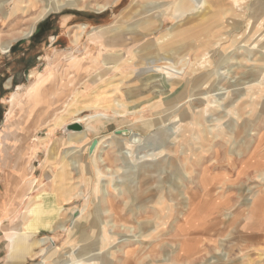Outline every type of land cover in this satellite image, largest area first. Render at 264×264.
Wrapping results in <instances>:
<instances>
[{
	"label": "rangeland",
	"instance_id": "rangeland-1",
	"mask_svg": "<svg viewBox=\"0 0 264 264\" xmlns=\"http://www.w3.org/2000/svg\"><path fill=\"white\" fill-rule=\"evenodd\" d=\"M48 1L50 0H35L34 3H29L28 0H23V4L16 10V0L7 4L5 0H0V83H4L7 77L13 76L17 81L22 78L25 84L24 88H19L16 92L12 88L4 92L3 96L0 87L1 99L5 101V97L9 95L23 93L34 81L36 72L29 73L33 78L27 79L29 82L25 83L21 69L26 68L37 52L45 55V64L49 65L46 68L51 77L40 88L42 99L34 100L32 106H29L31 103H20L13 109L17 108V115L27 118L25 121L31 126L29 125L28 129L22 127L23 131H30L28 137L22 136L27 148V163L21 167L19 176L14 168L13 181L7 184L9 189L6 192L5 205L8 210L0 217V264L8 262L7 256L10 252L8 228L20 226L30 197L42 191L47 197L40 199V207L43 211L33 220L37 234L30 235L25 243L29 254L25 249L21 254L14 253L11 258L14 261L11 264H40L42 257L38 252L51 246L58 250V254L50 259V264H71L66 262L69 259L65 255L73 248L77 254V249L81 246L94 243L100 227L104 228L105 234L111 239L103 252L112 249L114 264H122L119 258L124 260L121 249L125 241H129L130 250H135L131 256V264H264V93L257 95L254 102L242 96L237 111L232 105L229 111L223 110L232 100L238 103V97L244 94L245 87L242 83L246 80V72L252 70L253 64L242 60L241 66L236 69V60L231 51L221 53L219 50L213 53L209 62L199 61L204 52L212 49L217 35H222L220 38L225 39V45H230V41L234 38L236 16L234 17V14L223 16V11L233 9L237 15H245L248 14L245 9L242 6L239 7L240 9L232 6L229 0H207L210 6L199 14L190 15L179 20L178 23L169 19L164 22L160 30H149V27L146 31L153 32L142 38L140 32L148 33L142 29L146 23L144 21L155 15L154 11L147 12L152 0H82L81 9L84 10L66 6L39 19L38 16L43 12ZM156 1L161 5L166 2ZM259 1L264 4V0ZM253 3L254 1L251 0L247 4L248 8ZM97 5L105 6V10L97 11ZM256 7L258 13L261 12V16H264V5L261 9ZM122 13L125 14L120 17ZM62 19H65L67 24L63 28L59 25ZM43 20H48V24L45 25L46 32L57 28L58 35L65 33L63 40L54 43L55 50L52 55H48L49 51L43 49L44 39L41 38L46 32L42 33L33 45L28 44L33 32L39 29ZM81 23H86L87 28L77 45H74L71 41L75 26ZM244 25L245 21L240 25L241 32L245 29ZM32 26L30 34L22 37L21 33L27 32ZM94 26L107 27L101 33L102 38L95 39L96 41L92 40L91 34H88L90 28ZM162 35L170 36L166 38V43L171 44L170 46L159 51L144 50L147 44H151ZM263 41L264 36L259 43ZM162 43L165 42L161 41L157 47H161ZM196 43L200 47L198 51L193 52ZM2 44H9L6 52L2 51ZM19 45L21 47H18ZM30 46L34 51L25 53L21 66L15 65L21 59L20 50L30 51ZM169 49L174 50L171 57L177 62L178 73L181 74L184 67L186 68L184 73L187 72L188 77L186 80H174L171 84L161 83L163 92L158 93L155 87L158 84L155 81H147L146 75H137L145 72L143 62L146 59H157L165 55ZM114 50H124L122 51L124 60L116 65L110 54L105 53ZM136 51L141 52L136 54ZM193 53L197 61L203 63L202 67H205L194 65L196 71L191 74L187 71L184 61L189 57L193 59ZM137 55H141L143 60ZM71 56L78 59L77 68H68L70 64L68 58ZM93 60L98 61V64H93ZM103 60L106 65L102 64ZM191 62L193 63V60ZM164 65L166 64L163 62L157 64L160 67ZM255 70L249 74L257 75L260 70ZM227 71L231 73L232 81H241L237 85L240 90H234L237 89L236 86H234L236 88L231 87L225 79L223 80ZM41 75H45V72ZM260 76L263 81L264 76L262 74ZM203 83L204 87L199 88ZM220 88L225 94L222 97L215 96L214 94L223 92ZM219 97L221 99L218 100ZM114 99L124 103L123 107L127 108L123 115L113 114L111 106ZM4 106L0 104V112L3 111ZM86 106L90 108L85 109ZM105 108L108 110H104ZM188 108L194 113H191L190 117L187 113L188 118H185ZM76 111L80 112L75 116ZM96 112H104L111 120L91 123V131L95 133L85 131L77 136L62 133L63 124ZM171 112H173L171 122L166 121V125L162 126L165 116ZM175 117L179 119L173 124ZM183 118H185L184 122ZM86 123V121L81 122L83 130ZM128 127L139 134L140 144L137 148L131 149L132 156L126 162L118 159L115 148L105 150L106 157L104 154L102 156L103 164L98 163V156L94 158L88 156L87 146L93 140L96 139L102 144L101 149L103 143L111 139L114 131L129 129ZM170 127L171 131L168 130ZM204 134H207L206 138ZM194 136L198 139L192 141ZM35 137H39V142L33 145L30 141ZM38 149L40 153L33 166L30 159L35 157ZM141 153L144 155L142 156ZM72 159L76 160L75 164L72 163ZM29 168H32L31 173ZM106 169L109 171L107 172ZM10 172L12 174L13 169ZM58 173L63 176L62 186L51 178ZM203 174L207 183L206 189L199 183ZM29 179H35L36 182L30 197L24 198L26 187L23 183ZM217 186H221L222 190L211 193ZM186 189H191L195 194L194 210L190 212L192 214L184 213L177 224L172 223L174 206L179 197L173 201H170V197H173L178 190L184 192ZM250 189L251 192L258 191L259 194L249 210L246 208L245 200ZM208 191L210 195L206 196L205 192ZM104 194L108 195L104 196ZM158 197L166 198V204L171 205L167 213L165 211L155 213ZM66 198L69 201L65 202ZM113 206L116 210L124 208L122 219L127 221L126 227L119 223L114 224L113 213L110 211ZM106 209L109 212H105ZM73 211L77 212L75 222L67 221L63 231L49 232V226L55 224L59 217H67ZM188 215L192 222L188 221L187 224L185 218ZM130 226L133 228L129 230L127 227ZM134 228L137 230L136 233ZM141 229L146 234L151 231L154 234L152 241H145L148 247L146 257L140 251V244L135 242L140 239ZM178 236L182 237V241H192L187 254L178 251L177 244L173 243ZM43 237L50 238L47 244L44 246L33 244L36 239ZM132 243L135 244L134 247ZM151 249H155V252L149 253ZM226 253L227 257L222 258ZM166 255L169 256L167 259Z\"/></svg>",
	"mask_w": 264,
	"mask_h": 264
},
{
	"label": "bare ground",
	"instance_id": "bare-ground-1",
	"mask_svg": "<svg viewBox=\"0 0 264 264\" xmlns=\"http://www.w3.org/2000/svg\"><path fill=\"white\" fill-rule=\"evenodd\" d=\"M6 1V4L8 2H13L15 0H5ZM35 2V0H28L29 3H32V2ZM82 0H50L48 1V3H46L45 7H44V10L43 12L38 16V18H42L44 17L45 15H47L48 13L50 12H53V11H58L60 9H62L63 7H75L77 9H81V2ZM95 1V0H94ZM166 2L161 3L159 1H156V0H152L151 2V6L149 9H147V12L150 13V12H155V15L153 17H151V19H148V20H145L144 22H146L142 29L143 31H146L147 28L150 27L149 30H152V29H156V30H160L164 24V22H166L167 20H171L173 21L174 23H178L179 20L183 19V18H186L190 15H197L199 14L200 12H202V10L204 8H206L207 6H210V4L207 3V0H164ZM231 3H232V6H236L238 7V9H240L239 7L242 6L245 11L248 13V14H236L233 9H227L226 11H223V14L221 12V14L224 16V15H227V14H234V17L236 16L235 19H237L236 21V26H235V34H234V38L230 41V45H225L226 44V41L225 39H221L222 38V35H217V39L216 41L213 43V47L210 51L208 52H204L202 54V56H200V59L199 61H203L206 63L209 62L208 60L211 59V56L213 55V53H215V51L219 50L221 53H226L227 51H231L230 53L232 55H234V59L236 60V69L239 68L241 65H240V62L242 60L246 61V62H252V70L246 72V80L243 81V85L245 87V92L244 94H242L240 97H238L239 101L238 103H236V100H232L230 104H228L227 106L224 107L223 110H226V111H229L230 109V106L232 105L234 110L237 111V108L240 106V102L242 100V96L244 98H249V100L251 102H254L255 98H257V95H261L262 93H264V80L262 81L261 80V76L260 74H262L264 76V41L262 43H259V41H261V39L263 38L264 36V16H261L262 13H258V10H257V7L259 9H261V7L264 5L262 2H260L259 0H252L254 1V3L251 5L250 10L248 8V3L251 1V0H229ZM17 2V6H16V10H18V8L20 7V5L23 4V0H16ZM33 2V3H34ZM106 3V2H105ZM104 3V4H105ZM101 4V3H100ZM111 4V3H110ZM109 4V5H110ZM113 4V3H112ZM84 5V4H83ZM94 5V4H93ZM108 5V6H109ZM161 5V6H160ZM91 7V6H89ZM96 7V6H95ZM43 8V7H42ZM83 9V8H82ZM81 9V10H82ZM72 10V9H71ZM84 10V9H83ZM97 11H100V10H105V6H98L97 5ZM86 11V10H85ZM239 11V10H238ZM93 12V11H92ZM242 12V10H241ZM96 14H98V12H96ZM125 13H122L120 14V17L123 16ZM233 17V16H232ZM34 18V17H33ZM37 18V19H38ZM47 18V17H46ZM224 18V17H223ZM36 19V20H37ZM225 20H229V19H225ZM31 21H33V19H31ZM44 21V20H43ZM245 21V29L244 31L241 32V29H240V25L241 23H243ZM39 22V21H38ZM37 22V23H38ZM41 22V21H40ZM191 22V21H190ZM42 23V22H41ZM36 24V23H35ZM40 24V23H39ZM37 24V25H39ZM30 28V27H29ZM87 28V24L86 23H81V24H77L75 26V31L73 33V39L71 41L72 44L74 45H77L80 37L84 34L85 30ZM107 27H103V26H94V27H91L90 28V31L88 32V34H91V38L92 40H97L99 38H102V32L103 30L105 31ZM33 29V26L31 27V29H29L27 32H22V37H27L31 30ZM115 30V29H113ZM148 33H145V32H140V36L142 38L146 37L149 33H152L153 31H146ZM233 32V33H234ZM241 32V33H240ZM35 33V32H33ZM202 35V34H201ZM214 35V34H213ZM212 35V36H213ZM170 36L169 35H162L160 38L158 37L154 42H152L151 44H147L146 47L144 48V50L147 52V51H150V50H156V51H159V50H162V49H165V47L167 46H170L169 43H166V38H169ZM215 37V36H214ZM221 37V38H220ZM53 39V38H52ZM162 42H165V43H162L161 47H157L158 43H161ZM219 39L221 41H219ZM95 40V41H96ZM53 41V40H52ZM101 43V42H100ZM131 44V43H130ZM198 47L199 44L196 43V45H194L193 47V52L194 50L198 51ZM9 48V44H2L1 45V49L3 52H6ZM105 50V49H104ZM101 51V50H100ZM124 52V50H122ZM122 51H119V50H114L113 52L112 51H106L105 53H109L110 54V58L113 59V63L114 65L122 62L124 60V54L122 53ZM143 51V50H142ZM172 49H169L167 50V54L165 53V55L163 56H160L159 58L157 59H154V58H149V59H146L143 63H144V67H143V70H145V72H142V73H138L137 76H141V75H146L145 79H147V81H155L158 85H155V87L157 88V92L160 93V92H163V90H161L162 88L160 87V84L161 83H168V84H171L174 80H181V79H187L188 75H187V72L184 73V70L186 68L182 67V72L181 74L178 73V71L176 70V64L177 62L171 57L172 55ZM141 51H136V54L139 53ZM138 56V55H137ZM139 59L143 60L142 56H138ZM189 57V56H188ZM195 54L193 53V59H190L189 58H185L186 60L184 61L187 65V71L190 72L191 74H193L196 70H195V67L194 65H199L200 68H204L205 66L202 67V64L203 63H200L199 61H197V58H195ZM231 57V56H230ZM226 61L228 60V58L226 57L225 58ZM68 60H70V64H69V67L70 69L72 68H77L79 65V61L78 59H76L74 56L72 57H69ZM127 60V59H126ZM191 60H193V63L191 62ZM233 60V59H232ZM93 64H98V61L96 60H93ZM133 61V60H132ZM187 61V62H186ZM140 63L142 61H139ZM164 63L166 65L164 66H157V64L159 63ZM199 62V63H198ZM125 63V61H124ZM102 64L103 65H106V62H104V60L102 61ZM126 64V63H125ZM234 64V62L232 63ZM182 65V64H181ZM184 65V66H186ZM178 66V65H177ZM259 66V68H258ZM115 67V66H114ZM179 67V66H178ZM196 69H197V66H196ZM222 69V68H221ZM255 69H259V73H257V75H252V74H249V73H252L253 71H256ZM207 70V69H206ZM90 71V70H89ZM93 71V70H92ZM223 71V70H222ZM45 72V75H41V74H37V73H34V81L26 87V89L23 91V93H14L9 102H10V105H11V109L9 110V112L7 113V118H10L12 115H13V109L16 105L20 104V103H25V104H29V103H32L34 100L36 99H42L40 97V88L42 87V85L47 81V79L50 77L49 75V71H48V68H46L44 70ZM216 73V72H215ZM221 73V72H220ZM159 74V75H157ZM217 74V73H216ZM231 73L229 71L226 72V76L223 77V80L225 79L227 84L231 87H234L236 86L237 89H234V90H240V88H238V83H240L241 81H232V76L230 75ZM190 75V74H189ZM225 75V74H223ZM182 76V77H181ZM214 76V75H213ZM212 76V77H213ZM229 76V77H228ZM51 78V77H50ZM217 78V77H216ZM136 79V78H134ZM133 79V81H134ZM144 79V78H143ZM248 79V80H247ZM203 80V79H202ZM221 80V79H220ZM136 81V80H135ZM220 82V81H219ZM142 83V82H141ZM145 84V83H144ZM151 84V83H150ZM203 84H201L199 86V88L201 87H204ZM258 85V87H257ZM169 86V85H168ZM256 86V87H255ZM210 87V86H209ZM234 87V88H236ZM178 88V87H177ZM209 90V88H207ZM224 89V88H223ZM219 90V89H218ZM221 90V88H220ZM232 90V91H234ZM145 91V90H144ZM216 91V90H215ZM223 91V92H222ZM219 92V91H218ZM222 93H216L214 94L215 96L218 95L220 97H222V95L225 94V91L224 90H221ZM229 93V92H228ZM181 97V96H180ZM194 97V96H193ZM218 98L221 99V98ZM264 97V95H263ZM165 98V97H163ZM192 99V98H191ZM152 100V99H151ZM178 100V99H177ZM162 101V100H161ZM147 102V101H146ZM164 102V101H163ZM189 102V101H188ZM207 102V101H206ZM35 103V102H34ZM9 105V106H10ZM125 106L124 103H121L119 100H116L114 99L113 100V103H112V109H113V114L115 115H123L125 113V110L127 109L126 107H123ZM137 106V105H136ZM134 107V106H133ZM156 107V106H155ZM154 107V108H155ZM89 109L90 107L89 106H86L85 109ZM130 108V107H129ZM138 108V107H137ZM150 108V107H149ZM152 108V107H151ZM153 109V108H152ZM202 109V108H201ZM210 109V108H209ZM82 110V109H80ZM104 110H108L107 108H105ZM139 110V109H138ZM191 109L188 108L187 109V112H186V116H184L185 118H188L187 117V113L189 115V117L191 116V113L192 111H190ZM127 111V110H126ZM131 111V110H130ZM137 111V110H136ZM80 111H76L74 113V115L76 116ZM149 112V110H148ZM173 112H171V114H167L165 116V119H164V124L163 125H166L165 122L167 121L168 123L171 122L170 120L172 119V114ZM194 113V112H193ZM192 113V114H193ZM141 114V113H140ZM143 114V113H142ZM141 114V115H142ZM225 114V113H224ZM130 115V114H129ZM134 115V114H133ZM141 115L139 117H141ZM171 115V117H170ZM208 115V114H207ZM16 116V115H15ZM193 117V116H192ZM206 117V116H205ZM185 118H183V122L185 121ZM6 119V117H5ZM179 119V118H178ZM178 119H176V117L174 118V120L172 121V123H176L178 121ZM111 118L107 117V115L104 113V112H96L94 114H90V115H86L84 116L83 118H75L73 120V122H77L79 124H81L82 121H86V125L84 126V130L79 132V133H73V135L77 136V135H80V134H83L85 131H89L91 133H95L94 131H91V126L90 124L93 123L94 121H100L103 122H108L110 121ZM151 120V119H149ZM220 120V119H219ZM10 121V120H9ZM205 121V119H204ZM148 122V121H147ZM203 122V121H202ZM236 122V121H235ZM131 123V122H130ZM204 123V122H203ZM207 123V122H205ZM211 123V122H210ZM178 124V123H177ZM65 124H63L64 126ZM142 125V124H141ZM121 126V125H120ZM153 126V125H152ZM151 126V127H152ZM207 126V125H206ZM156 127V126H155ZM167 127V126H166ZM129 128V127H128ZM149 128V127H148ZM161 128V127H160ZM159 128V129H160ZM224 128V127H223ZM222 128V129H223ZM141 129V128H140ZM144 128H142L143 130ZM157 129V127H156ZM162 129V128H161ZM204 129V127H203ZM137 130V129H136ZM152 130V129H151ZM155 130V129H154ZM168 130H172L171 127L170 129ZM48 131V130H47ZM147 131V130H146ZM146 131L144 132L146 134ZM167 131V130H166ZM209 131V130H207ZM222 131V130H221ZM115 132V131H114ZM112 133V136H111V139L107 142V143H103V146L102 148L100 149L101 145L99 142H97L94 150L92 151V153H89L88 151V156L94 158L96 156H98V163L100 164H103V154L104 156L106 155L105 154V150L106 149H111V148H115L116 152H117V157L120 161H123V162H126L129 158H131L132 156V152H131V149L133 148H137L140 144V139H139V134H136L134 133L130 128L129 129H119V130H116V132H120V134H115V133ZM142 132V131H141ZM158 132V131H157ZM223 133L225 132L224 130L222 131ZM204 133V132H203ZM208 133V132H207ZM221 133V132H219ZM222 133V134H223ZM162 134V133H161ZM221 134V135H222ZM230 134V133H229ZM257 134V133H255ZM171 135V134H170ZM205 135V134H204ZM225 135V134H224ZM1 136H2V133H0V139H1ZM209 136V135H208ZM230 136V135H229ZM207 137V134L205 135V138ZM212 137V136H210ZM164 138V137H163ZM198 138H196L195 136L193 137L192 141L194 140H197ZM96 140V139H95ZM191 140V139H190ZM207 141H209L208 139H206ZM39 142V137H35L34 139H32L30 141L31 144L33 145H36L38 144ZM59 142V141H57ZM141 142H143L141 140ZM195 143V142H194ZM91 144V143H90ZM142 144V143H141ZM190 146V145H188ZM195 146V145H194ZM89 148V145L87 146ZM149 147V146H148ZM191 147V146H190ZM166 148V147H165ZM183 148V147H182ZM194 148V147H193ZM180 149V148H178ZM154 150V149H153ZM159 150V149H158ZM166 150V149H165ZM48 151V150H47ZM110 151V150H109ZM108 151V152H109ZM135 151V150H134ZM149 151V150H148ZM156 151V150H155ZM181 151V150H180ZM26 152V151H25ZM107 152V153H108ZM145 152V150H144ZM143 152V153H144ZM169 152V151H168ZM87 153V152H86ZM135 153V152H134ZM185 153V152H184ZM183 153V154H184ZM190 153V152H189ZM138 154V153H137ZM149 154V153H148ZM246 154V153H245ZM47 155V154H46ZM135 155V154H134ZM142 155V153H141ZM144 155V154H143ZM142 155V156H143ZM244 156V155H243ZM54 157V156H53ZM106 157V156H105ZM139 157V156H138ZM141 157V156H140ZM236 157V156H235ZM47 159V158H45ZM138 159H141V158H138ZM84 160V159H83ZM106 160V159H105ZM157 160V159H155ZM242 160V159H241ZM33 161V160H32ZM36 161V160H35ZM237 161V160H236ZM45 162V161H44ZM76 160L75 159H72V163L75 164ZM130 162V161H129ZM143 162V161H142ZM238 162V161H237ZM15 165V164H14ZM84 165V164H83ZM180 166V164H179ZM136 166H134L133 168L135 169ZM131 168V167H130ZM28 169V168H27ZM32 171V168H29V172L31 173ZM50 171V170H49ZM106 171L108 172L109 169H106ZM227 171V170H226ZM196 173V172H195ZM51 178L54 179V181L56 183H59L61 186H62V181H63V176H61L60 173H58V175H53ZM192 178V177H191ZM22 179V178H21ZM194 179V177H193ZM191 180V179H190ZM195 181V180H194ZM206 179L204 177V174L200 177L199 179V183L200 185L206 189L207 187V183L205 182ZM35 179H29V181H27L26 183H23L26 187V191L25 193L23 194V197H28L30 195V192L32 191L33 189V185L35 183ZM106 183V182H105ZM192 183V182H191ZM21 185V184H20ZM104 184H102V188L104 189L103 187ZM119 185V184H118ZM190 185V184H189ZM122 186V185H121ZM199 186V185H197ZM118 187V186H117ZM123 187V186H122ZM121 188V187H120ZM116 189V187H115ZM121 190V189H119ZM197 190V189H196ZM222 190V187L221 186H217L212 192H216L218 193V191H221ZM104 191V190H103ZM130 191V189H129ZM183 191V189H182ZM206 191V190H205ZM249 191V195L248 197L246 198L245 200V204H246V208H248L250 210V207L254 205V199L255 197H258L257 195L259 194L258 191H252L251 192V189L248 190ZM22 192V191H21ZM44 191L38 193L36 196L34 197H30L26 207H25V210L23 212V215H22V218H21V224L19 227H9L8 230L10 231V236L8 238L9 240V246H8V251H10L8 253V256H7V264H11L14 260H12L11 258L13 257V254L14 253H20L21 252H24L23 249H25V251L27 252L28 249L25 248V243L27 241V238L30 237V235L32 234H35L36 233V230H37V227L34 225V219H36L37 215L39 213H42V208L40 207L41 205V201L40 199H43L44 197H47L46 195L43 194ZM119 192V191H118ZM198 192V191H196ZM200 192V191H199ZM231 192V191H230ZM122 193V192H121ZM126 193V192H125ZM206 193V196L210 195V192H205ZM119 194V193H118ZM165 194V193H164ZM108 195V194H106ZM104 194V196H106ZM125 196V195H124ZM127 196V195H126ZM161 196V195H160ZM98 197V196H97ZM128 197V196H127ZM133 197H135V194H133ZM179 197V199L177 200V203H175V206H174V216H173V220H172V223H176L180 217H183L185 214L184 213H187V214H192L190 212H192L194 210V207H195V194L192 193V190L191 189H186V191L184 192H180L179 190L176 192L175 195H173V197H170V201H173V200H176L177 198ZM100 198V197H99ZM129 198V197H128ZM175 198V199H174ZM112 199V198H111ZM127 199V198H126ZM166 199V198H165ZM165 199H162V197H158V200L156 202V209L157 211L155 212L157 214L158 213H162L163 211H165L166 213L168 212L169 209H171V205L169 204H166L165 202ZM238 199V198H237ZM113 200V199H112ZM115 200V199H114ZM113 200V201H114ZM123 200V199H122ZM212 200V199H211ZM69 201V199H65V202ZM232 201V200H231ZM238 201V200H237ZM127 202V201H126ZM130 202V201H129ZM106 203V202H105ZM107 204V203H106ZM117 204V203H116ZM101 206V205H100ZM109 206V205H108ZM124 207V206H123ZM150 207V206H149ZM152 208V207H151ZM199 208V207H198ZM225 208V207H224ZM58 209V208H57ZM109 209V208H108ZM124 208H122L121 210H116L114 208V206L112 207V213H113V217H114V221H115V225L116 224H120L122 225L123 227H126L125 225H127V221L126 220H123L122 219V210ZM228 209V208H226ZM232 209V208H231ZM83 211V210H82ZM108 211L107 209L105 210V212ZM148 211V209H147ZM150 211V210H149ZM197 211V210H196ZM205 211V210H204ZM109 212V211H108ZM141 212V211H140ZM104 213V212H102ZM131 213H133V211L131 210ZM148 213V212H147ZM76 214L77 212L73 211L70 213L69 216L67 217H59L55 222V224H52L49 226V232L51 233H56V231H63L65 228H66V222L67 221H74V218L76 217ZM81 214V213H80ZM127 214V213H126ZM149 214V213H148ZM202 214V213H201ZM248 214V213H247ZM88 215V214H87ZM125 215V214H124ZM216 215V213H215ZM64 216V215H63ZM112 216V215H111ZM153 216V215H152ZM190 215H188L186 218H185V223H189V222H192V220H190ZM224 217H226L225 215H223ZM87 217V216H86ZM79 218V217H78ZM109 218H111L109 216ZM211 219V218H210ZM189 221V222H188ZM113 222V220H112ZM78 223V222H77ZM105 223V221H104ZM107 223V222H106ZM178 223V222H177ZM176 223V224H177ZM68 224V223H67ZM113 224V225H114ZM108 225V224H106ZM114 225V226H115ZM119 225V227H120ZM173 225V224H172ZM24 227L26 229V231L23 230ZM129 230L133 227L130 226L127 227ZM135 229V228H134ZM96 230V229H95ZM136 229H135V233H136ZM92 232V231H91ZM111 232V230H110ZM129 232V231H128ZM132 232V231H131ZM109 233V232H108ZM37 234V233H36ZM35 234V235H36ZM133 234V232H132ZM96 235V233H95ZM33 236V235H32ZM111 236V235H109ZM171 236V235H170ZM77 237V236H76ZM185 239H186V236H184ZM204 237V236H203ZM78 238V237H77ZM76 238V239H77ZM93 238V237H92ZM154 238V234H153V231H151L150 233H145L144 231H142L141 229V234H140V239L135 241L137 244H140V251L141 253L143 254L144 257L148 256V252L146 253V249L148 248L146 246V243L145 241L146 240H153ZM166 238V237H164ZM169 238V236H168ZM176 238V236H175ZM182 238V237H181ZM181 238L178 236L176 241H173V243H176L177 244V250L182 252V253H188V249H189V246L191 245V242L192 241H188V240H184L182 241ZM49 237H43L41 239H36L35 242L33 243L34 245H40V246H44V244H47L48 241H49ZM162 239V238H161ZM93 240V239H92ZM90 240V241H92ZM111 239L105 234V230L103 227H100L98 229V232H97V239L94 243L91 242V244H85V246H81L80 248L77 249L78 253L75 254L76 250L73 249H70L71 251L68 252L67 256L68 257V261L66 262H71V264H114L112 263V257H113V253H112V249H109L108 251L106 252H103V249L106 247L107 243L110 241ZM126 243L123 244V247L121 249L122 253H123V256H124V260L122 259H118V260H121L122 264H131L130 261H131V256L132 254L134 253L133 251L135 250H130V243L129 241H125ZM133 242V243H135ZM133 247L135 244H133ZM122 244V243H121ZM119 244V245H121ZM150 244V243H149ZM148 244V245H149ZM34 245H32L34 247ZM80 245V244H79ZM78 245V246H79ZM83 245V244H81ZM171 245V244H170ZM150 246V245H149ZM52 247V246H51ZM45 248V249H41L38 254L39 256L42 257V261L40 262V264H50V259L54 256V255H57L58 254V250H56L55 248ZM31 248V247H30ZM35 248V247H34ZM132 248V247H131ZM118 249V248H117ZM119 250V249H118ZM198 250V249H197ZM30 251V250H29ZM137 251V250H136ZM139 251V252H140ZM220 251V250H219ZM218 251V252H219ZM12 252V253H11ZM151 252H155V249H151ZM28 253V252H27ZM119 253V252H117ZM121 253V252H120ZM121 253V255H122ZM159 253V252H158ZM24 254V253H23ZM29 254V253H28ZM27 254V255H28ZM161 254V253H160ZM177 254V253H176ZM151 255V254H150ZM155 255V254H154ZM33 256V255H32ZM159 256V254H158ZM208 256V255H207ZM255 256V255H254ZM260 256V255H259ZM62 257V256H61ZM161 257L162 259V256H159V258ZM169 256L166 255V259L168 258ZM178 257V256H177ZM227 257V253L224 254L222 256V258H226ZM158 258V257H157ZM164 258V259H165ZM176 258V257H175ZM182 258V257H181ZM155 259V258H154ZM186 259V258H185ZM23 260V258H22ZM139 260V259H137ZM182 260V259H181ZM180 260V261H181ZM194 260V259H192ZM228 260V259H227ZM142 261V260H141ZM177 261V260H176ZM120 262V263H121ZM171 262V261H170ZM159 263V262H158ZM164 263V262H162ZM173 264V263H172ZM188 264V263H186ZM258 264V263H257Z\"/></svg>",
	"mask_w": 264,
	"mask_h": 264
},
{
	"label": "crops",
	"instance_id": "crops-1",
	"mask_svg": "<svg viewBox=\"0 0 264 264\" xmlns=\"http://www.w3.org/2000/svg\"><path fill=\"white\" fill-rule=\"evenodd\" d=\"M59 23H60L59 25L61 28H63L64 25L65 27L67 25L65 19H62ZM56 29L51 30L50 32L43 35L41 38V40L44 39L43 49L49 51L48 55H52L53 51L55 50V47H53L54 43L57 40H60V39L63 40L65 37V33L58 35V33H56L57 32ZM41 35L42 33L39 32V29L36 30L33 36H31V40L28 41V44L31 43V45H33V42L34 41L36 42L37 38L41 37ZM18 47H21V45H19ZM59 49L61 50V48ZM20 51H21V59L19 62L15 63V65L17 66L22 65V59H23L22 57L25 55V53L28 54L31 51L33 52L34 48L30 46V51L26 49H21ZM23 65H26V64H23ZM48 66L49 65L45 64V55H43L40 52H37L35 56H33L32 60L26 65V68L21 69L23 70L22 76H24L25 83L29 82V80L27 79L33 78L29 75V73L36 72L37 74L38 73L41 74L44 72L45 68ZM26 72L28 73L26 74ZM3 82L4 83H0V87L3 90L2 96L4 92H8L12 88H14L13 90L16 92L17 90H19V88H24L25 86V84L22 81V78H20L17 81L15 78H13V76L7 77V79ZM10 96L11 95H9V97H5V101H3L0 96V104L5 105L4 106L5 108L3 109V111L0 112V133H2V136L0 139V146H1V149H0V217L4 215L8 210L7 206L5 205V202L7 201L6 192L9 189V186H7V184L8 183L10 184V182L13 181L12 175L15 173L14 168H16L17 170L16 173L18 175V172H20L21 167L27 163V158H26L27 152H25L27 148L25 147L26 144L24 143L23 141L24 137L22 138V136L28 137V134H30V131L29 130H27V132L23 131L22 127L25 126L28 129V126L29 125L31 126L29 122L25 121L27 118H23V116L17 115V111H18L17 108L13 110L12 112L13 115L10 118H7L6 115L11 109V105L9 102ZM32 105H34L33 102L29 104V106H32ZM12 118H13V121H11ZM23 152H25V154ZM39 153H40V149H38L35 152V157L33 158L31 157L30 159L31 160L30 162L33 164V166H34L36 157H38ZM11 169H13L12 174L10 172ZM0 232H1V229H0ZM0 243H1V238H0Z\"/></svg>",
	"mask_w": 264,
	"mask_h": 264
},
{
	"label": "water",
	"instance_id": "water-1",
	"mask_svg": "<svg viewBox=\"0 0 264 264\" xmlns=\"http://www.w3.org/2000/svg\"><path fill=\"white\" fill-rule=\"evenodd\" d=\"M83 130V126L77 122H70L68 124H65L62 128L63 134H73V133H79ZM115 134H120V132H114ZM97 144V140H93L91 144L89 145L88 151L89 153H92L95 146Z\"/></svg>",
	"mask_w": 264,
	"mask_h": 264
},
{
	"label": "trees",
	"instance_id": "trees-1",
	"mask_svg": "<svg viewBox=\"0 0 264 264\" xmlns=\"http://www.w3.org/2000/svg\"><path fill=\"white\" fill-rule=\"evenodd\" d=\"M47 21H48V20L44 21V22L39 26V32H41V33L46 32V30H45V25L48 24ZM46 33H48V32H46ZM46 33H45V34H46Z\"/></svg>",
	"mask_w": 264,
	"mask_h": 264
},
{
	"label": "built area",
	"instance_id": "built-area-1",
	"mask_svg": "<svg viewBox=\"0 0 264 264\" xmlns=\"http://www.w3.org/2000/svg\"><path fill=\"white\" fill-rule=\"evenodd\" d=\"M0 149H1V146H0Z\"/></svg>",
	"mask_w": 264,
	"mask_h": 264
},
{
	"label": "flooded vegetation",
	"instance_id": "flooded-vegetation-1",
	"mask_svg": "<svg viewBox=\"0 0 264 264\" xmlns=\"http://www.w3.org/2000/svg\"><path fill=\"white\" fill-rule=\"evenodd\" d=\"M56 43V42H55Z\"/></svg>",
	"mask_w": 264,
	"mask_h": 264
}]
</instances>
